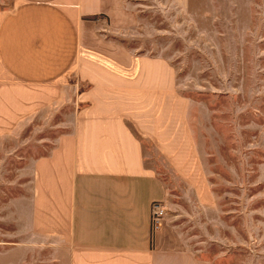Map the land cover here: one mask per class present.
I'll return each mask as SVG.
<instances>
[{"label": "rangeland", "instance_id": "1", "mask_svg": "<svg viewBox=\"0 0 264 264\" xmlns=\"http://www.w3.org/2000/svg\"><path fill=\"white\" fill-rule=\"evenodd\" d=\"M11 3L0 0V9ZM126 8V20L83 23L80 56L131 83L110 87L104 72L100 85L80 81L74 108L91 103L118 115L140 142L145 166L166 188L160 251L179 256L174 264H264V0H160L159 10L132 0ZM114 46L165 62L171 81L142 80L134 69L124 75L107 58ZM76 79L75 71L67 76ZM68 107L0 131L6 245L14 229L9 202L28 181L18 171L66 131L56 126Z\"/></svg>", "mask_w": 264, "mask_h": 264}, {"label": "crops", "instance_id": "2", "mask_svg": "<svg viewBox=\"0 0 264 264\" xmlns=\"http://www.w3.org/2000/svg\"><path fill=\"white\" fill-rule=\"evenodd\" d=\"M138 1L160 9V0ZM131 3L12 0L9 9H0V131L14 133L26 121L73 107L56 126L66 131L55 136L48 152L25 159L18 171L28 181L9 202L13 243L6 245L1 234L0 264H174L179 259L160 251L161 227L150 226L152 205L165 201L166 188L145 166L128 124L118 115L98 113L91 103L74 108L80 81L100 85L104 72L110 87L131 83L80 56L83 23L94 17L126 20ZM109 50L110 64L124 75L134 69L142 80L153 77L159 83L166 75L171 81L165 62L121 46ZM72 71L77 79L69 83Z\"/></svg>", "mask_w": 264, "mask_h": 264}, {"label": "built area", "instance_id": "3", "mask_svg": "<svg viewBox=\"0 0 264 264\" xmlns=\"http://www.w3.org/2000/svg\"><path fill=\"white\" fill-rule=\"evenodd\" d=\"M165 215V206L161 203H154L151 208L150 226L152 230H157L161 225Z\"/></svg>", "mask_w": 264, "mask_h": 264}]
</instances>
